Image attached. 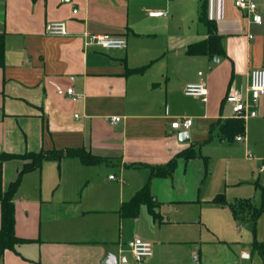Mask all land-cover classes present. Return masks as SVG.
I'll list each match as a JSON object with an SVG mask.
<instances>
[{"label":"crops","instance_id":"crops-1","mask_svg":"<svg viewBox=\"0 0 264 264\" xmlns=\"http://www.w3.org/2000/svg\"><path fill=\"white\" fill-rule=\"evenodd\" d=\"M253 1L255 13L208 0L222 51L191 55L188 47L209 37L201 0H0V155L84 149L101 159H45L22 175L13 199L22 241L1 264H105L110 254L118 264H264V211L256 219L252 212L263 205L264 96L249 98V73L264 68V0ZM51 21H64L68 34H46ZM87 34L124 37L127 47L86 45ZM199 72L206 102L184 93ZM69 86L77 102L57 93ZM231 89L256 112L243 118L242 141L220 139L221 126L237 117L225 99ZM180 118L193 119L190 129L172 128ZM209 143L227 158L224 179L202 152ZM175 158L170 175H153ZM28 162H2L4 191ZM146 184L154 210L142 203L124 215ZM218 194L224 203L212 201ZM241 200L250 208L235 214L230 206ZM135 238L153 244L151 257L135 260Z\"/></svg>","mask_w":264,"mask_h":264},{"label":"trees","instance_id":"trees-1","mask_svg":"<svg viewBox=\"0 0 264 264\" xmlns=\"http://www.w3.org/2000/svg\"><path fill=\"white\" fill-rule=\"evenodd\" d=\"M208 0H201L200 5V21L204 23L209 31L208 39L203 42L190 45L188 47L187 53L191 55L197 54H210V55H219L222 51L221 47V38L217 35L215 31V24L209 18L208 12ZM4 53H5V33L0 32V65H4ZM145 67L136 68V69H127V74H136L144 72ZM245 130V121L243 118H232L226 120V122L221 126V140L232 141L236 135L244 133ZM191 151V150H190ZM79 157L82 162L85 164H94L98 161H101L96 156H93L86 152L84 149H67V150H52V151H43L39 153L28 152L22 155H9L1 154L0 155V204H1V226H0V264L3 258V255L6 250L13 249L16 244L20 243V240L15 234V206H14V195L20 185L21 177L24 173L31 171L35 168L40 167L41 163L45 159H55L61 160L63 157ZM182 156L189 158L194 156L193 151H185ZM12 158H21L23 160H30L26 163L24 167L20 170L18 177L15 181L10 183L8 188L4 191L2 188L1 182V172H2V162ZM176 158L171 161L166 169H157L154 171V176H164L172 173ZM223 194H218L213 198V202L224 203ZM142 203H147L151 209L154 210L155 204L153 202V196L150 192L149 184H146L133 198V200L122 207V213L124 215L135 216L136 211ZM231 210L236 214L238 211H244L247 208H250L249 200H241L236 205L230 206ZM264 211V187H263V205L253 210V218L256 219ZM257 246V244H256Z\"/></svg>","mask_w":264,"mask_h":264},{"label":"built area","instance_id":"built-area-1","mask_svg":"<svg viewBox=\"0 0 264 264\" xmlns=\"http://www.w3.org/2000/svg\"><path fill=\"white\" fill-rule=\"evenodd\" d=\"M234 6L240 10H244L250 13H255L257 5L253 0H233ZM77 11L75 10L74 13ZM152 17H158L165 15L164 12H149ZM253 21L261 23V16L255 14ZM46 34L50 36H64L68 34L67 25L64 21H51L45 26ZM86 45H98L104 49H125L127 47V41L124 37L114 36L111 34H87ZM200 79L196 83L187 84L184 88V93L187 96H194L200 98L203 102L208 100V87L207 82L202 78V73L199 72ZM57 93L61 96L69 97L73 102H77L81 95L77 94L72 86L67 88H58ZM264 96V68H254L249 73V98L252 103H256L261 97ZM226 102L232 107V111L235 116L245 118L247 116H255V111L248 110V100L231 89L226 95ZM119 121V118H112V123ZM193 124L192 118H180L172 122L171 126L174 129L183 128L185 130L190 129ZM237 141H242V135L236 137ZM248 157H252L248 152ZM114 178V176H110ZM128 246L136 261H143L153 255V244L150 241L135 238L129 241ZM245 256V254H244ZM249 256L248 254L246 255ZM195 261L198 260V256L194 257Z\"/></svg>","mask_w":264,"mask_h":264},{"label":"rangeland","instance_id":"rangeland-1","mask_svg":"<svg viewBox=\"0 0 264 264\" xmlns=\"http://www.w3.org/2000/svg\"><path fill=\"white\" fill-rule=\"evenodd\" d=\"M216 143H209L206 144L203 147V154L206 153V155H208L210 157L209 159V163H210V169L211 172L216 176H220L222 179H224V174L225 171L227 169V158L225 156L222 155V151H220L218 149V147H216ZM251 151V155H255V152L253 150V148L250 149ZM246 157V155L244 154V158ZM246 159V158H245ZM240 166H243V169L247 166L245 164V161H243L241 159L240 161Z\"/></svg>","mask_w":264,"mask_h":264},{"label":"water","instance_id":"water-1","mask_svg":"<svg viewBox=\"0 0 264 264\" xmlns=\"http://www.w3.org/2000/svg\"><path fill=\"white\" fill-rule=\"evenodd\" d=\"M182 141H189V133L188 132H182L181 134ZM105 264H118V259L114 255H109L108 258L105 261Z\"/></svg>","mask_w":264,"mask_h":264}]
</instances>
